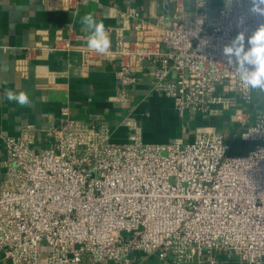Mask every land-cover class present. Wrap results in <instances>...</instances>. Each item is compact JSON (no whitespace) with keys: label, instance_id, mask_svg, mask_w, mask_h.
<instances>
[{"label":"built area","instance_id":"2783aa9c","mask_svg":"<svg viewBox=\"0 0 264 264\" xmlns=\"http://www.w3.org/2000/svg\"><path fill=\"white\" fill-rule=\"evenodd\" d=\"M172 3V14L137 24L133 40L118 30L106 55L80 46V64L115 59L123 99L147 68L152 89L171 98L180 116L222 115L234 93L248 101L252 89L223 48L239 32L247 40L264 18L249 12V0H225L215 15ZM235 114L247 115L242 125L250 115ZM44 132L52 145L40 149L25 133L3 135L0 253L7 264H129L135 251L168 264H264V112L240 131L253 144L242 155L228 154L215 126L197 127L190 142L146 143L138 128L131 141L111 142L105 126L71 117L66 104L60 124ZM43 240L50 247L44 263Z\"/></svg>","mask_w":264,"mask_h":264},{"label":"crops","instance_id":"0c3cea01","mask_svg":"<svg viewBox=\"0 0 264 264\" xmlns=\"http://www.w3.org/2000/svg\"><path fill=\"white\" fill-rule=\"evenodd\" d=\"M0 0V183L5 175L7 153L3 135L25 133L36 149L50 147L44 128L60 124V108L87 125L108 129L109 140L126 143L138 128L143 142L192 141L197 127L215 126L226 115L180 116L171 98L152 89L148 69L135 73L136 81L120 98L115 59L83 67L80 46L87 45L81 19L92 13L109 28L111 47L121 31L125 40L136 36V25L155 23L160 13L174 12L172 0ZM185 12L203 10L215 15L225 0H180ZM134 8L136 16L122 17ZM63 47L49 50L57 39ZM37 43L46 45L35 47ZM69 48L65 50V46ZM73 46V47H70ZM24 91L30 105L8 101L6 92ZM129 264H168L154 254L135 251ZM0 264H7L0 253ZM114 264V263H108Z\"/></svg>","mask_w":264,"mask_h":264},{"label":"clouds","instance_id":"9594fccd","mask_svg":"<svg viewBox=\"0 0 264 264\" xmlns=\"http://www.w3.org/2000/svg\"><path fill=\"white\" fill-rule=\"evenodd\" d=\"M249 12L257 17L264 18V0H249ZM230 5L232 0H227ZM82 31L88 33L85 37L87 48L98 54H108L111 47L109 30L103 22H97L92 13H86L82 19ZM247 45V47H246ZM223 55L229 65H234L241 82L251 89L264 92V23H260L256 30L247 37L239 32L230 44L224 46ZM8 101H14L21 106L30 105L26 92H6Z\"/></svg>","mask_w":264,"mask_h":264},{"label":"rangeland","instance_id":"374dc122","mask_svg":"<svg viewBox=\"0 0 264 264\" xmlns=\"http://www.w3.org/2000/svg\"><path fill=\"white\" fill-rule=\"evenodd\" d=\"M234 104L225 106L226 115L221 117V120L215 119V127L222 132L225 142L228 144L229 155H242L253 145L252 142L245 141L240 136V131L251 125L255 121V117L259 113L264 112V92L259 89H252L249 100H245L239 93L231 94ZM237 109L250 113L249 119L245 124H241L239 120L246 119V114H235ZM224 113V112H223ZM221 116L220 114H218ZM208 117L206 115H198ZM232 116V118H231ZM239 119V120H238ZM186 140L185 142H188ZM41 252L42 263L45 262L47 255L50 252L49 245L43 240L38 245Z\"/></svg>","mask_w":264,"mask_h":264},{"label":"water","instance_id":"95a60500","mask_svg":"<svg viewBox=\"0 0 264 264\" xmlns=\"http://www.w3.org/2000/svg\"><path fill=\"white\" fill-rule=\"evenodd\" d=\"M164 4H165V6H168V2L166 0L164 1Z\"/></svg>","mask_w":264,"mask_h":264},{"label":"trees","instance_id":"16d2710c","mask_svg":"<svg viewBox=\"0 0 264 264\" xmlns=\"http://www.w3.org/2000/svg\"><path fill=\"white\" fill-rule=\"evenodd\" d=\"M223 115V114H222ZM224 117V116H223Z\"/></svg>","mask_w":264,"mask_h":264}]
</instances>
